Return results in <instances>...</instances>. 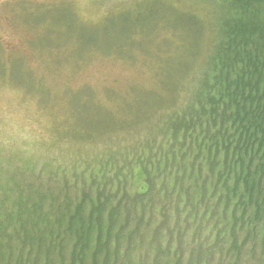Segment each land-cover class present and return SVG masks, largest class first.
<instances>
[{
	"label": "trees",
	"instance_id": "trees-1",
	"mask_svg": "<svg viewBox=\"0 0 264 264\" xmlns=\"http://www.w3.org/2000/svg\"><path fill=\"white\" fill-rule=\"evenodd\" d=\"M217 3L186 104L145 98L162 112L151 135L70 180L64 168L11 177L0 264H264V0Z\"/></svg>",
	"mask_w": 264,
	"mask_h": 264
},
{
	"label": "rangeland",
	"instance_id": "rangeland-1",
	"mask_svg": "<svg viewBox=\"0 0 264 264\" xmlns=\"http://www.w3.org/2000/svg\"><path fill=\"white\" fill-rule=\"evenodd\" d=\"M54 2L0 0V202L23 171L70 180L151 135L162 112L145 98L186 104L224 15L217 0H60L53 23Z\"/></svg>",
	"mask_w": 264,
	"mask_h": 264
}]
</instances>
